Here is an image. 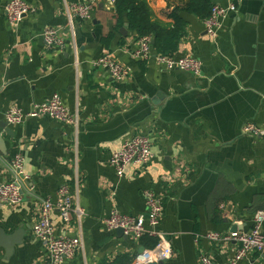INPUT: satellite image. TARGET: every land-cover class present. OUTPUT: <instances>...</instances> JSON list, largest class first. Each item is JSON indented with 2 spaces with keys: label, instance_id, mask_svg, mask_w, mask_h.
<instances>
[{
  "label": "crops",
  "instance_id": "crops-1",
  "mask_svg": "<svg viewBox=\"0 0 264 264\" xmlns=\"http://www.w3.org/2000/svg\"><path fill=\"white\" fill-rule=\"evenodd\" d=\"M9 1L0 0V125L12 106L27 112L54 95L72 120L9 125L13 138L0 128V183L10 179L18 154L29 177L21 206L0 203V264H45L32 228L41 202L54 200L62 185L83 211L68 225L51 214L55 235L81 244L63 264H133L140 239L119 238L102 220L112 211L146 216L145 191L163 204L159 231L172 250L163 264H200L202 255L228 264L238 244L206 234L249 233L254 214L264 210V138L243 133L248 123L264 128V0H232L237 12L215 38L204 19L178 13L184 35L170 56L198 59L199 76L165 70L152 45V58L137 59L138 38L126 16L119 25L109 0H23L36 11L18 26L6 20ZM145 1L153 23L171 27L169 14L189 0ZM75 4L91 6L89 20L69 18ZM48 29L57 30L61 47H46ZM106 54L128 70L126 80H113L97 65ZM139 135L150 139L153 157L118 177L111 154ZM241 264H264V256L252 252Z\"/></svg>",
  "mask_w": 264,
  "mask_h": 264
},
{
  "label": "built area",
  "instance_id": "built-area-1",
  "mask_svg": "<svg viewBox=\"0 0 264 264\" xmlns=\"http://www.w3.org/2000/svg\"><path fill=\"white\" fill-rule=\"evenodd\" d=\"M111 4L115 0H109ZM226 6L213 4L210 14L203 20L206 34L215 38L217 32L222 28L223 22L229 15L236 13V4L232 0H226ZM35 9L23 0H10L4 7V14L11 26H18L24 16L35 13ZM68 16L71 20L86 21L91 16L89 4H75L69 6ZM46 47L56 48L63 45L55 29H48L43 34ZM138 48L135 51L137 59L146 60L152 58L151 38L144 36L138 39ZM155 62L168 71H180L193 76L201 74V63L198 59L185 56L174 58L169 55L157 54L153 57ZM97 65L106 70L109 76L122 82L129 77L128 70L122 66L111 55L102 56ZM33 118H48L61 123H69L72 118L67 108L63 105L61 98L54 95L48 102L35 104L25 112L21 108L12 106L4 114V120L9 125H18ZM243 133L252 137L264 138V128H258L248 123L243 127ZM153 157L150 139L146 136H135L126 140L122 146L111 154L109 165L118 177H122L130 166L144 167ZM10 179L0 183V203L17 208L23 204V185L29 180L24 172V157L16 155L9 163ZM143 198L146 205V216L132 217L112 211L109 216L102 220V225L107 230L115 231L121 229L123 235L134 240H139L143 235H149L157 239L156 246L143 254H137L133 264H149L165 262L172 257L171 246L159 231L160 219L163 211L162 201L152 191H145ZM57 211L65 225H68L71 216L80 218L83 214L81 208L75 203L70 194L69 187L62 185L56 198L45 199L40 204L39 219L33 225L32 236L40 242L46 251L45 264H63L64 261L74 257L80 249L78 238H65L56 236L54 233L51 214ZM264 210L258 211L252 218V230L249 233L232 232L230 234L208 233L205 238L212 242H235L238 249L228 264H241V262L252 252L264 256ZM200 264H216L208 256H200Z\"/></svg>",
  "mask_w": 264,
  "mask_h": 264
},
{
  "label": "trees",
  "instance_id": "trees-1",
  "mask_svg": "<svg viewBox=\"0 0 264 264\" xmlns=\"http://www.w3.org/2000/svg\"><path fill=\"white\" fill-rule=\"evenodd\" d=\"M114 6L119 25L123 23L124 17L126 16L127 27L135 32L138 39L144 36L150 37L151 45L156 53L170 56L176 51L177 44L184 35L182 29L183 24L178 13L186 12L200 19H205L210 14L213 0H189L181 7H176L169 14V17L173 20L171 27H162L151 21L145 0H115ZM110 38L108 36L104 40L105 45L109 43ZM139 242L143 248L153 249L157 244V239L149 235H143ZM131 260H128L124 264H130ZM109 264L123 263L117 259Z\"/></svg>",
  "mask_w": 264,
  "mask_h": 264
},
{
  "label": "water",
  "instance_id": "water-1",
  "mask_svg": "<svg viewBox=\"0 0 264 264\" xmlns=\"http://www.w3.org/2000/svg\"><path fill=\"white\" fill-rule=\"evenodd\" d=\"M122 32H124V31L122 30ZM0 126H1L0 128L4 131V133H5L7 136L13 138L12 132H11V130L9 129L7 123H4V124H2V125H0ZM115 232H116V234H117V236H118L119 238L127 239V237L123 235V231H122L121 229H116ZM144 252H145V249H144L143 247H140V248H139V251H138V254L141 255V254H143ZM149 264H163V262H159V263H149Z\"/></svg>",
  "mask_w": 264,
  "mask_h": 264
},
{
  "label": "bare ground",
  "instance_id": "bare-ground-1",
  "mask_svg": "<svg viewBox=\"0 0 264 264\" xmlns=\"http://www.w3.org/2000/svg\"><path fill=\"white\" fill-rule=\"evenodd\" d=\"M8 126H9V124H8ZM11 126V125H10Z\"/></svg>",
  "mask_w": 264,
  "mask_h": 264
}]
</instances>
